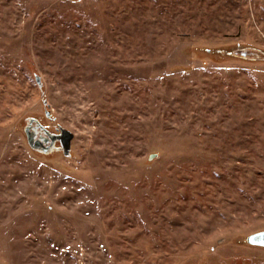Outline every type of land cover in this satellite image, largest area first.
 Listing matches in <instances>:
<instances>
[{"label":"rangeland","instance_id":"374dc122","mask_svg":"<svg viewBox=\"0 0 264 264\" xmlns=\"http://www.w3.org/2000/svg\"><path fill=\"white\" fill-rule=\"evenodd\" d=\"M260 230L264 0H0V264H264Z\"/></svg>","mask_w":264,"mask_h":264},{"label":"flooded vegetation","instance_id":"af4514ba","mask_svg":"<svg viewBox=\"0 0 264 264\" xmlns=\"http://www.w3.org/2000/svg\"><path fill=\"white\" fill-rule=\"evenodd\" d=\"M26 118V119H25ZM23 119V126L26 127V134L24 133L25 140L27 143L26 137L29 136L30 140L35 144L39 145V150L32 149L28 143V147L34 153L42 155L44 157H49L53 155H61L66 157L60 151L61 142L59 139V129L56 126H49L47 122H42L39 117L36 116H26ZM45 118L50 119L48 113L45 112ZM73 155V154H72ZM71 158V157H66Z\"/></svg>","mask_w":264,"mask_h":264},{"label":"water","instance_id":"95a60500","mask_svg":"<svg viewBox=\"0 0 264 264\" xmlns=\"http://www.w3.org/2000/svg\"><path fill=\"white\" fill-rule=\"evenodd\" d=\"M36 80L40 88L41 95L44 94V91L42 90L43 83L40 80V77L36 75ZM42 104L44 107H46L47 102L46 99L42 100ZM26 119V118H25ZM24 119V121H25ZM23 132L26 134V127L23 126ZM58 129L60 131L59 133V139L61 142V148L60 151L62 154L66 157H72V151H71V142L74 138V133H72L70 130L58 126ZM28 145L35 150H39V145L32 142L29 138V136L26 137ZM156 154L149 155L148 159L151 160L153 157H156ZM245 242L250 246H257V247H263L264 248V230L256 231L253 233L248 234L245 237Z\"/></svg>","mask_w":264,"mask_h":264},{"label":"trees","instance_id":"16d2710c","mask_svg":"<svg viewBox=\"0 0 264 264\" xmlns=\"http://www.w3.org/2000/svg\"><path fill=\"white\" fill-rule=\"evenodd\" d=\"M246 243V242H245ZM248 245V244H247Z\"/></svg>","mask_w":264,"mask_h":264}]
</instances>
